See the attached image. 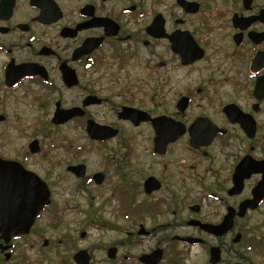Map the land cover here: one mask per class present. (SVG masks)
Returning <instances> with one entry per match:
<instances>
[{"label":"flooded vegetation","instance_id":"obj_1","mask_svg":"<svg viewBox=\"0 0 264 264\" xmlns=\"http://www.w3.org/2000/svg\"><path fill=\"white\" fill-rule=\"evenodd\" d=\"M261 184L264 0H0V264H251Z\"/></svg>","mask_w":264,"mask_h":264},{"label":"rangeland","instance_id":"obj_2","mask_svg":"<svg viewBox=\"0 0 264 264\" xmlns=\"http://www.w3.org/2000/svg\"><path fill=\"white\" fill-rule=\"evenodd\" d=\"M107 204H103V209L110 210L112 208V203L106 202ZM264 211V209L262 210ZM250 222L252 224H255L253 227L256 230L255 232H252L250 237L258 236L261 238L259 241L260 244H253V249L250 251L251 259L253 260V263L251 264H264V214L263 212H259L255 214L251 219ZM107 235H113L111 233H107ZM258 245V246H257ZM191 264H208L205 261L204 256L201 255V252H199V249L194 251V256L190 259ZM102 264V263H100Z\"/></svg>","mask_w":264,"mask_h":264},{"label":"water","instance_id":"obj_3","mask_svg":"<svg viewBox=\"0 0 264 264\" xmlns=\"http://www.w3.org/2000/svg\"><path fill=\"white\" fill-rule=\"evenodd\" d=\"M258 189H262L261 194L263 195V194H264V184L259 185V186L257 187V190H258ZM38 200H40V199H39V198L36 199V203L39 202Z\"/></svg>","mask_w":264,"mask_h":264}]
</instances>
